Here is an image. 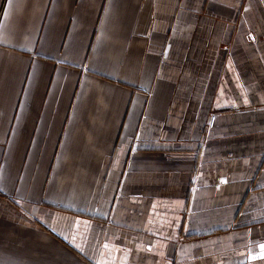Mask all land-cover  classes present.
<instances>
[{"label": "crops", "instance_id": "0c3cea01", "mask_svg": "<svg viewBox=\"0 0 264 264\" xmlns=\"http://www.w3.org/2000/svg\"><path fill=\"white\" fill-rule=\"evenodd\" d=\"M264 0H0V264H264Z\"/></svg>", "mask_w": 264, "mask_h": 264}, {"label": "snow or ice", "instance_id": "6c2138e0", "mask_svg": "<svg viewBox=\"0 0 264 264\" xmlns=\"http://www.w3.org/2000/svg\"><path fill=\"white\" fill-rule=\"evenodd\" d=\"M260 247H261L262 253H264V245H261Z\"/></svg>", "mask_w": 264, "mask_h": 264}]
</instances>
